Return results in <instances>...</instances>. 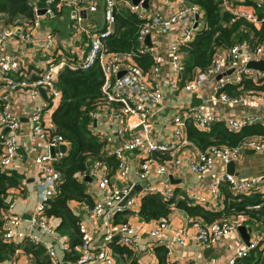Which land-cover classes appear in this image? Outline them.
Instances as JSON below:
<instances>
[{
	"label": "built area",
	"instance_id": "built-area-1",
	"mask_svg": "<svg viewBox=\"0 0 264 264\" xmlns=\"http://www.w3.org/2000/svg\"><path fill=\"white\" fill-rule=\"evenodd\" d=\"M38 1L27 0V4L33 8L35 14L34 19L29 23L20 19V21L11 24L0 19V82L2 83L0 85V167L7 168L18 153L21 121L15 110L14 92H23L34 100L35 96L39 95V87H43L48 98L44 103H35L28 109L29 139L33 142H42L49 148H58L60 144H64L66 150H57L54 155L50 151L39 152L34 156L41 191L30 222L33 228L43 229L44 236H54L58 239L59 246L56 247L50 242V239H41L34 230L27 232L20 229L21 217L15 212V199L13 198L9 200L3 211L1 225L3 237L11 242H21L25 239L31 242H41L55 264L62 262L58 259L57 249L64 252L67 248V241L49 223V217L44 214V208L46 200L55 194L62 178V173L55 167L54 161L66 153L69 142L57 131L51 118H46V113H49L51 117V112L61 97V92L55 85L60 68L67 66L87 69L97 64L103 74L101 101L94 110L90 111L89 115L91 116L92 132L102 143L100 154L113 156L116 162L113 173L118 179L124 180L131 167L129 154L135 152L134 154L138 158L135 173L144 184L137 192H131V185L116 186L111 180L112 171L107 160L96 156L91 157L88 172L79 174L78 178L83 179L87 176H91V179L94 178L97 187L102 191V197L94 198L92 196V204L78 203L77 210L85 212L93 219L102 218L104 220L103 240L105 244L100 250L92 249L91 239L84 232L83 240L77 248L79 255L75 262L70 264H117L109 242L118 236L121 244L133 251L138 250L141 231L139 224H132L128 219L114 222L115 216L126 209L136 213L141 198L145 194L159 193L166 200L175 196L171 186L156 185L151 182V178L160 174L170 175L184 163L185 157L179 155L180 150L177 149L190 143L186 134V126L189 121L201 130L210 129L214 122H223L232 131H239L243 126L254 121L260 122L264 126V116L258 113L226 115L206 112L195 106L183 111L179 110L172 116L170 128L176 141L158 140L154 126L156 115L166 98L160 82L162 66L166 62V58L158 52V43L157 41L153 42L152 38L171 31L176 23L181 24V28L174 33L168 45L167 61L173 67V76L170 80L171 88L173 90L182 89L184 92L197 91L205 88L217 74H222L215 80L214 92L221 100L231 103H243L254 98H264L263 90L250 89L231 94L223 89L226 84L238 83L244 77L251 78L255 83L264 82V69L247 65L249 60L264 59V42L253 48L245 41L220 48L215 53L210 65L204 70L197 71L192 78L185 79L180 83L179 73L183 69V53L179 47L192 40L195 35L196 14L199 15L198 22L200 17V8L196 3L188 0H160V3L165 4L164 8L148 10V6L142 7V0H139L137 4H134L132 0H103L105 26L101 29L82 30L87 39L76 49H72L73 46H78L75 44L76 40H73V44L68 45L69 51L64 52L63 47L57 45L51 30L42 31L38 39L33 38L31 31L39 27V17L41 15L53 16L55 8L62 4H69L74 7V18L81 20L82 10H86V12L88 9L97 10L96 0H44L45 11L41 15L37 13ZM119 5L136 12L139 17L144 19L140 25L137 39L139 51L149 52L153 58L152 65L146 70H142L135 63L130 53L109 50L105 44V39L112 33L115 22L114 11L118 9ZM221 6L234 18H244L256 27L264 23V0H221ZM23 26H27L28 31H24ZM148 34L150 43L145 40ZM13 37L30 41L35 44V48L51 56L45 60L38 59L35 62L36 69L30 70L21 54L9 50V44ZM82 45H85L86 48H82ZM81 48L82 51L79 50ZM121 70L124 72L119 75ZM227 70L230 71L226 72ZM100 122L105 123L107 128L101 127ZM5 128H8L6 132L3 131ZM245 149L264 152V135L247 136L236 145L211 144L204 150H199L197 155L190 157L187 160V168L194 173H201L212 168L217 160L224 163L235 160ZM166 153L168 156L162 158L161 155ZM223 185H226L233 193L260 192L264 194V175L239 179L234 174L223 172L208 185L207 193L187 190L183 198L190 204H199L207 209L215 210L223 205ZM243 218V215H237L205 223L200 218L194 217L191 220V225L194 227L199 241L203 245L209 246L214 244L220 236L237 229L242 224ZM148 221L154 222L148 229V233L153 236L167 229L169 225L165 218ZM173 235L181 245H185L190 238L186 226L175 228ZM251 235L245 248L238 250L237 257L245 256L252 248L261 246L259 242L262 239V234L252 230ZM236 258L220 263L199 262L195 264H235Z\"/></svg>",
	"mask_w": 264,
	"mask_h": 264
},
{
	"label": "trees",
	"instance_id": "trees-1",
	"mask_svg": "<svg viewBox=\"0 0 264 264\" xmlns=\"http://www.w3.org/2000/svg\"><path fill=\"white\" fill-rule=\"evenodd\" d=\"M188 1L199 6L200 17L193 39L179 47L183 53V69L179 73L180 83L192 78L197 71L204 70L210 65L220 48L230 47L240 41L248 42L253 48L264 42V23L256 27L244 18H234L230 12L222 8L221 0ZM98 2L99 0H96L97 12L88 9L84 17L91 30L105 26L104 4L99 6ZM63 6L64 4L61 5ZM58 8H55L54 15L61 13V9ZM71 8L74 7L71 5ZM0 14L4 16V22L11 24L20 21L21 18L32 21L35 17L33 8L27 4V0H0ZM114 17L112 33L105 39L108 49L130 53L142 70L148 69L153 63L152 55L149 52L139 51L137 39L144 19L123 5H119L114 11ZM102 82L103 74L97 64L87 69L64 66L58 70L55 80L61 97L51 112V118L57 131L69 142V147L66 153L54 161L55 167L62 173V178L55 194L46 200L44 214L59 218L56 229L65 236L67 241V248L61 260L64 264L75 262L79 255L78 245L84 237L79 214L72 209L71 202L93 203L92 195L87 191L88 180L86 177L78 179L79 174L88 172L91 157L94 156L110 159L113 164L115 163L113 156L100 154L102 143L93 134L91 128L89 113L101 101ZM223 89L230 93L250 89L264 91V82L255 83L251 78L244 77L238 83L226 84ZM186 134L200 150H204L211 144L236 145L247 136L264 135V127L259 124L245 125L239 131H232L223 122H214L210 129L201 130L189 121ZM167 156V153L161 155L162 158ZM21 179L22 174L15 169L0 167V261L22 250L33 256L34 264H55L41 242H31L28 239L11 242L3 237L2 216L11 199L8 197L9 190L18 188ZM222 192L223 205L217 210L207 209L199 204H190L184 198L176 196L166 200L159 193L151 192L142 196L136 213L144 220L167 219L174 206L184 209L190 216L198 217L205 223L223 217L243 215L242 223L262 234L259 245L262 243L263 245L252 248L245 256L237 257L236 264H264V194L260 192L233 193L226 185L222 187ZM132 212L130 209L124 210L115 216L114 222L127 220ZM109 245L119 264H141L134 252L121 244L119 240L114 239L109 242ZM154 250L157 256L155 264H174L168 263V249L165 245L158 244Z\"/></svg>",
	"mask_w": 264,
	"mask_h": 264
},
{
	"label": "crops",
	"instance_id": "crops-1",
	"mask_svg": "<svg viewBox=\"0 0 264 264\" xmlns=\"http://www.w3.org/2000/svg\"><path fill=\"white\" fill-rule=\"evenodd\" d=\"M164 7L165 4L160 3V0H148V10H161ZM58 9H61V13L57 14L60 15L58 22H56L55 25L50 26V22L47 20L46 27H42L39 25L37 29H33L31 31L33 38L38 39L41 32L44 30H51L53 34L56 30V32L60 36L61 32H63L62 30L69 29L71 31L72 26L75 25H77V27L79 26V29H81L79 33H81L82 30L89 29V26L84 20L86 13L83 15L81 20H77L74 18L75 10L71 8V5L63 7L59 6ZM64 12L68 14L69 22L65 19V15L63 14ZM0 19H4V16L2 14H0ZM22 19L26 20L27 23L31 22V20L21 18V20ZM198 26L199 22L197 27ZM180 28L181 24L176 23L171 31H168L164 34H158L157 36H154L152 38L153 42L157 41L158 43V52H160L166 58V62L162 66L160 76L161 86L165 92L166 98L164 104L159 108V111L156 115L154 129L157 139L176 141V139L172 135L170 128L172 116L179 110L183 111L187 108L195 106L199 107L203 111L215 112L218 114L221 113L226 115H249L258 113L264 116V98H254L243 103H231L223 101L220 99L218 94L214 92L215 82L208 91H206V88L209 83L205 88L191 92H184L182 89L173 90L171 88L170 80L173 76V67L167 61V53L169 52L168 45L171 42L174 33L177 32ZM23 30L28 31L27 26H23ZM83 36L84 37L82 41L86 39L84 33ZM54 37L56 38L55 34ZM79 39L80 38H71L70 40H68L67 45L70 46L71 44H73V40L77 41ZM57 40L60 43L64 42V40H60L59 38ZM34 45L35 44L31 43L30 41L19 40L18 38L13 37L9 44V50L21 54L25 59V64L28 66V68L30 70H33L36 69L35 62L38 59L45 60L49 58V56H51H48V54H44L41 50L35 48ZM77 47L79 46H73L72 49H76ZM82 48H86V46L82 45ZM82 48L79 50L82 51ZM14 97L15 110L20 117L21 127L18 137L17 156L7 168L15 169L16 171L21 173L22 179L18 188H11L9 190L10 194L8 195V197L15 199V212L21 217V222L19 224L20 229H23L27 232H31L32 230H34L38 237H40L41 239H50V242L57 247L59 246L58 239H56L54 236H44V230L39 227L33 228L30 222L31 214L36 208L41 191L40 183L38 181V170L34 163V156L39 152H48L49 147L42 142L30 141L28 136L30 130L28 109L35 103H44L46 98L41 94L40 91L39 95L35 96L34 100H32L27 94L23 92H14ZM193 98L194 102L192 101ZM46 118H51L49 113H46ZM255 124L263 126L262 123L257 121L251 122L246 125ZM99 125L103 128H107L106 124L103 122H100ZM177 150H180L179 155L185 157V161L181 165V167L170 175L160 174L159 176H154L151 178V182L155 183L156 185L171 186L177 198H183V195L187 190H197L199 192H202L203 194L207 193L208 185L213 182L215 178L222 175L223 172H227L226 163L221 160H217L212 168L207 169L204 172L194 173L190 171L187 168V160L190 157L197 155L200 150L199 147L192 141H190V143L188 144L180 146ZM134 153L135 152L129 154L131 167L128 176L124 180L118 179L113 173L116 162L113 164L110 159L106 160L110 170L112 171V182L118 187L131 185L133 191L137 192L140 188H142L144 182L138 179V177L136 176V161L138 160V158ZM234 172V175L239 179H245L253 177L255 175H264V152L255 151L253 149H245L244 152H242L241 155L234 160ZM78 179L81 180V178ZM137 184L139 185L138 188H134ZM87 191L91 193L94 198L102 197V191L97 187L96 180L94 178H92L91 181H87ZM71 207L79 214L82 229L84 230L85 235H87L91 239V248L94 250L102 249L105 244L103 240L104 220L102 218L93 219L85 214V212H79L77 210L78 203L75 201L71 202ZM192 218L193 217L190 216L184 209L173 207L167 218L169 224L168 228L158 235L153 236L148 233V229L150 225H153L154 222L144 220L140 218L137 213L132 212L127 219L132 224H139L141 233L138 239L139 249L134 251L131 248L130 249L137 256L141 264H155L157 262V256L154 247L158 244H163L168 249V263L195 264L199 262H225L228 259L236 258L238 250L240 248H245L246 243L242 239L238 228L223 236H220L212 245H203L197 238L195 229L191 225ZM49 223L55 228L57 233L60 234L56 229L59 223V218L50 216ZM179 226H186L189 231L190 238L185 245H181L173 235V230ZM252 230L253 229L251 228L250 235ZM63 238L65 239V236H63ZM117 240H119V238ZM262 245L263 243L261 244V246ZM208 247H211V249L206 251V248ZM57 253L58 259L62 260L63 252L60 249H57ZM0 264H34V259L31 254L19 250L10 258L0 261ZM60 264H64V262L62 261L60 262ZM117 264L119 263L117 262Z\"/></svg>",
	"mask_w": 264,
	"mask_h": 264
},
{
	"label": "water",
	"instance_id": "water-1",
	"mask_svg": "<svg viewBox=\"0 0 264 264\" xmlns=\"http://www.w3.org/2000/svg\"><path fill=\"white\" fill-rule=\"evenodd\" d=\"M132 2L134 4H137L139 2V0H132ZM142 6L143 7H147L148 6V0H142L141 2ZM45 11V2L44 0H39L38 1V10H37V13L39 15L43 14ZM86 13V10H82V14L84 15ZM198 14H196V22L194 24L195 27H197L198 25ZM146 42L147 43H150V35H146V38H145ZM247 65L249 67H253V68H259V69H264V59H259V60H249L247 62ZM230 70H227V72H229ZM124 72V70H121L119 72V75L122 74ZM222 74H217L215 76L214 79H212L209 84L207 85V88H206V91H208L212 85L214 84L215 80L220 78ZM39 91L41 92V94L47 99L48 96L46 94V90L43 88V87H39ZM194 102V98L192 100ZM95 121L93 122V124L95 125ZM8 130V128H5L3 131L6 132ZM57 150H60V151H65L66 150V146L64 144H60L58 148L56 147H50L49 148V151L52 155H54V153L57 151ZM252 150V149H251ZM226 166H227V172L228 173H231V174H234V160H230L226 163ZM86 179L88 181H91V176H87ZM138 184L134 187V188H138ZM131 192H133V189L131 190ZM238 230L241 234V237L242 239L244 240V242L247 244L249 242V237H250V231H251V227L250 226H246L245 224H241L239 225L238 227ZM118 237V236H117ZM211 249V247H208L206 248V251Z\"/></svg>",
	"mask_w": 264,
	"mask_h": 264
},
{
	"label": "rangeland",
	"instance_id": "rangeland-1",
	"mask_svg": "<svg viewBox=\"0 0 264 264\" xmlns=\"http://www.w3.org/2000/svg\"><path fill=\"white\" fill-rule=\"evenodd\" d=\"M103 0H99V2H98V4H99V6H103ZM64 6H67V4H65ZM64 15H65V19L69 22V17H68V14H66L65 12L63 13ZM59 17H60V15H57V14H55V15H53V16H49V15H41L40 17H39V25L40 26H42V27H46V25H47V23H46V21L48 20L49 22H50V26H52V25H55V23L56 22H58V20H59ZM73 20V19H72ZM81 29H79V26L77 27V25H75V26H72V28H71V31L69 30V29H67V30H62L63 32H61V35L59 36V34L56 32V30H55V32H54V34H55V36H56V41H57V45L58 46H60V47H63V50H64V52H66V50L67 51H69V49H70V47L67 45V42H68V40H70L71 38H76V37H78V38H80L79 40H77V41H75V44L76 45H81L86 39H87V37H86V39H84L83 41H82V39H83V33H84V31H82L81 33H79V31H80ZM64 33V34H63ZM84 35L86 36V34L84 33ZM60 39V40H64V42L62 43H60V42H58V40L57 39ZM29 69V68H28ZM244 152V151H243Z\"/></svg>",
	"mask_w": 264,
	"mask_h": 264
}]
</instances>
